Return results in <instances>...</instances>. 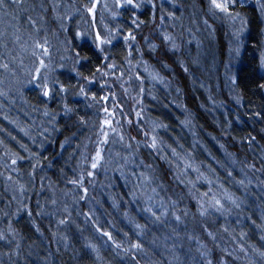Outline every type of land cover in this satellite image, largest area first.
Segmentation results:
<instances>
[{
	"label": "rangeland",
	"instance_id": "rangeland-1",
	"mask_svg": "<svg viewBox=\"0 0 264 264\" xmlns=\"http://www.w3.org/2000/svg\"><path fill=\"white\" fill-rule=\"evenodd\" d=\"M206 1V12L200 19L196 17L194 11H191V16L187 19L180 3L175 0L173 4L169 0L165 7L167 11L175 13V18L167 17L161 24L158 11L155 21L159 20L160 30L170 35L176 48L190 59L194 86L203 99V107L214 123L223 132L233 133L248 142L252 153L264 166V147L242 133V121L238 116L241 102L237 95L236 82L233 83L231 80V76H236L243 53L249 31L248 21L235 5L231 7L233 14L239 13L246 20L241 37L242 47L237 55L235 49L239 42L236 34L241 27L240 20L233 21L228 15L220 12L213 15L208 10L209 0ZM95 2L96 0H89L87 4L91 7ZM113 2L114 0H99L95 15L89 13L88 20L82 10L69 3H58L54 5L53 11L64 24L75 21L77 33L86 32L87 37L78 36L79 39L93 41L97 31L101 36L107 35L105 24L110 28L123 25L125 34L131 27L127 12L113 19L111 12L104 8L105 3L109 8H113ZM255 2L262 13L259 4L263 3V0ZM25 10L29 11L30 15L26 14ZM46 13L48 9L43 3L39 8L33 9L21 8L20 4H16L9 9L6 17L0 15V108L10 112L9 127H12L10 128L19 138L18 153L15 154L12 148L6 145L0 151V163L3 168L0 171V192L8 208L6 210L12 213L10 218L21 220L25 212L30 219L33 217L30 208L33 196L36 195L37 205L41 196H47L51 199L49 205L59 213L58 226L52 229L57 250L60 249L57 243L64 241L65 231L70 230L69 243L74 237L73 240L87 244L85 251L90 253L89 255L94 252L98 260H108L106 264H206L208 258L212 259L209 241L215 242L221 250L239 262L245 260L244 264H264V177L257 174L258 177H252L237 155L226 147L220 137L198 122L196 114L189 106L175 101L170 85L149 65L141 52L137 51L136 41L132 42L134 47L131 49L123 39L104 46L111 47L121 41L128 48L124 69L119 71L118 88L123 91L120 94L122 98L127 96L132 100L133 111L140 117L139 122L143 128L142 138L134 140L129 133L122 132L120 125L122 120L118 115L124 109L118 112L119 100L115 88H110L112 97L106 91L101 94L100 100H91L93 104L91 109L99 111L101 115L98 133L105 144L104 148L107 146L104 154L107 152V159L113 162L107 164L106 172L117 173L119 177L126 179L123 180L124 183L129 182L133 192L132 203L138 212L133 213L130 209L121 207L124 203L123 194L114 185L112 178L114 174L108 178L111 204L108 211L113 207L114 211L123 217L125 227L132 233L127 236L124 231L115 227L112 218L107 217L109 213H106L109 225L103 228L99 214L96 215L97 212L90 208L93 200L88 199L78 187L75 188V185L73 187L71 182L69 187L57 193L58 196L54 195L55 191L45 177V171H48L50 166L48 159L45 160L46 150L51 145L55 151L58 146L74 153L80 149L79 154H76L79 167L77 166V169L76 166L73 167V179L77 180L75 174H78L79 168L85 163L91 138L88 137L83 146L80 145L83 139L80 140L79 135L69 141L56 142L57 135L55 136L54 130L59 112L55 110H58L59 106H54L56 103L54 98L64 105L67 92H59L57 89L54 95L43 96L40 102L36 103L25 99L24 91L29 88L43 95L38 87L42 79H33L36 69L40 67V60H43L46 66L40 69L41 77L47 75L49 82L53 80L61 82L62 74L64 77L71 74L67 67L73 68L74 60L64 54L62 45L59 48L51 46L47 23L45 25ZM144 14L148 19L142 20L150 26L149 23L153 22L150 10L145 8ZM29 17L35 24L30 22ZM262 17L264 21V13ZM216 24H221L224 28L227 48L224 59L218 49ZM37 42L43 44L44 48H38ZM76 63L78 61L75 60ZM210 79H215V82H210ZM225 95L231 97L233 100L231 104L227 102ZM161 99L173 108L162 105ZM157 105L171 111L172 114H169L166 110L169 121L152 112V108ZM105 120L111 123L105 124ZM152 137L156 138V148L151 147ZM142 146H145L149 153H153L154 150L158 157L164 159L172 167L178 183L191 193L195 209L196 206L199 209L195 218L197 228H194L187 218L182 217L177 204L171 206L163 196L160 187L153 181L148 166L140 157L139 147ZM113 154L114 157L111 158ZM13 159L17 161L15 165L12 164ZM142 172L151 179L142 177L140 175ZM241 180L244 181L243 184L239 183ZM21 186L24 188L23 192L20 190ZM113 189L117 192L116 195ZM204 193L207 195H203ZM217 199L223 204L219 211H217L219 206L215 205ZM232 200H235L239 207H236ZM161 204L167 209L166 214H163ZM149 207L160 216L159 220L146 211ZM202 208L207 209L203 215ZM10 209L14 211L11 212ZM29 211L31 215L28 214ZM177 215L180 216V220L175 219ZM35 218L34 216V219H31L34 227L33 241L24 243L28 244L26 247L30 253H36L40 264H56L51 245ZM60 220L66 222L60 224ZM137 225L141 227L137 228ZM72 227L76 229L74 232ZM209 232L213 235L209 236ZM105 233H110L112 239ZM95 236L101 237L103 250ZM135 244L141 247L133 248L132 245ZM202 252L208 255L202 256Z\"/></svg>",
	"mask_w": 264,
	"mask_h": 264
},
{
	"label": "trees",
	"instance_id": "trees-1",
	"mask_svg": "<svg viewBox=\"0 0 264 264\" xmlns=\"http://www.w3.org/2000/svg\"><path fill=\"white\" fill-rule=\"evenodd\" d=\"M88 1L89 0H4L3 5H0V15L6 17L9 9L16 4H20L21 8L23 7L26 9H30V7L32 9L33 7L39 8V5L42 3L47 7L48 13L45 15V25L47 23L51 46L53 48L56 46L59 48L62 45L64 54L74 60L72 61L73 68L67 67L71 74L68 77H64L62 74L61 77V82L67 87L65 104H67L72 111L66 112L64 108L65 104L59 103L58 99L56 97L54 98L56 102L54 106H59L58 110H55L59 112V117L56 120V129L54 130L55 136L57 135L56 142L60 140L69 141L74 136L79 135L80 140L83 139L80 145L83 146L88 137L91 138L84 160L85 163L79 168L78 174H75L77 180L83 175V186L81 187L76 184L72 186H76L75 188L78 187L82 193H84L83 188L88 189L85 194L88 199L93 200L90 208H92L93 212L94 210L97 212L96 215L99 214L98 216L103 228L109 225L106 218V213H109L107 217L112 218L114 226L124 231L127 236H130L132 232L125 227L126 225L123 223V217L119 216V214L114 211L115 209L113 207L108 211V209H110L109 205H111L109 201L110 190L108 178L112 177L114 174L112 177L115 183L114 185H116L117 190L119 188L120 192L123 194L124 203L121 207L123 206L122 208H126V210L130 209L133 213H137V208L132 203V188L129 182L124 183L123 180L126 181V179H123L121 176L119 177L117 173L108 174L106 172L107 164L112 161L107 159V152L104 154L107 146L104 148L105 144L98 133L99 124L101 123L100 112L91 109V105L93 106L92 99L100 100L101 94L106 91H108L112 97L113 94H111L110 88H115L119 100V102H117L118 112L124 109L118 115L122 120V122L120 121L122 132L125 134L129 133L134 140L142 138L143 128L139 122L140 117L133 111L131 105L132 100L127 96L122 98L120 94L123 91L118 88V75L119 71L124 69V60L128 58V48L120 41L111 47L103 45L104 51L101 52L91 40H81L78 38L75 21H69L68 24H64L63 20L58 18L56 12L53 11L54 5L58 3H69L79 10H82L81 12H83L88 20L90 19L89 12L84 7L88 5ZM177 1L184 9L187 19L190 18L191 11H194L198 19L206 12V0ZM235 8L246 17L249 26L243 53L236 70V90L241 102V107H238V116L242 121V133L249 136L252 141L254 140L264 147V88L259 86L260 84H264V70L260 67V56L264 46V21L255 0H237ZM25 11L26 14L30 15L29 11ZM141 17V20L148 19L145 14ZM149 24L150 26L148 23H144L139 30L135 31L137 36V47L142 57L170 85L176 98L175 101L179 104L189 106L196 114L198 122L210 132L220 137L226 147L237 155L252 177H258L256 174L264 177V166L252 153L250 148L251 145L249 147L248 142L241 140L233 133L223 132L214 123L203 107V99L194 86L190 71L192 65L187 55L176 47V49L172 48L171 43L163 39L165 33L160 30L158 19ZM223 29L221 24H216L218 49L224 59L227 48ZM144 37H148V41H145ZM149 43L157 45L155 51L149 48ZM77 53H79V56H77ZM105 55L108 56V59H104ZM75 60L78 61V63L75 64ZM112 64H114L116 68L107 67V65ZM67 66H70V64H67ZM98 68L100 69L99 72L97 71ZM85 77L91 80V83H88V81L84 79ZM210 80L212 83L215 82V79ZM81 85L84 86V94L80 93ZM39 95L37 91L30 88L24 91L25 99L30 102L35 101L36 103L44 96ZM226 100L230 104L233 102L229 95L226 96ZM161 103L162 105L173 108L163 99H161ZM166 110L167 109L161 105L152 108V112L156 115L168 119V117H166ZM256 112H260L261 116L257 117L255 115ZM167 113L172 114L170 110H167ZM8 117L11 118L10 112H5L0 108V151L6 145L12 148V151L16 154L19 152L17 147L19 138L15 131L11 129L12 127H9L11 123ZM56 148L57 151L53 150V145H51L46 150L45 160L48 159V164H50V166L48 171H45V177L49 182V186L55 191L54 195L58 196L57 193H61L63 189L69 187L71 184L70 182L74 180L73 169L75 166L76 169L77 166L79 167L78 156L76 154H79L80 149L74 153L69 149H62L59 146ZM98 150L101 151L103 159L99 161L98 166L93 169L91 164ZM152 152L153 153H149L145 146L139 147L140 157L147 166H150L148 168L152 179L155 184L160 187L163 196L168 200L171 206L174 205L172 202L175 201V204L180 207V214L182 217L184 219L187 218V220L193 224V227L197 228L198 223L195 218L199 209L197 206L195 209V205L193 204L194 198L191 193L186 191L185 187L180 185L175 179L172 167L169 166L164 159L158 157L154 150H152ZM113 157L114 154L111 158ZM253 165L254 167H252ZM2 169L0 163V171H2ZM89 172L93 173V175L89 176ZM113 190V193L116 195L117 192L115 189ZM40 198L41 200H38L39 205H37L36 195L33 196L32 205L30 207L33 212V217L29 219L24 212L22 219L18 220L14 217L10 218L12 213H8L6 210L8 208L5 206L2 200V193L0 192V232L4 233L7 237L6 240H0V264H40L35 256L36 253H30L26 247L28 244H25L33 241L34 227L31 219H34V216L36 217L35 219L39 221V227L44 232L51 245L56 264L107 263L106 261L108 260H98L94 256V252L89 255L90 253L88 254L85 251V246L87 244L73 240L74 237L71 238V242L69 243L68 238L71 234L70 230L65 231L66 236L64 241L57 243L60 248L57 250L52 229L58 226L57 216L59 213L49 205L51 202L50 198L47 196H41ZM189 201L191 203H189ZM83 205H85V203H83ZM10 211L13 212L14 210L10 209ZM186 212H188V214L185 215ZM123 227H125V230ZM75 230L74 228L73 232ZM95 238L97 242L99 240V244L101 245L100 248H104L103 241L100 239L101 237L95 236ZM208 244L212 251V259L215 264H222V262L223 264H244L245 260L244 262L242 260L239 262L238 259L233 258L232 255L221 250L215 242L209 241ZM17 245L19 247H17Z\"/></svg>",
	"mask_w": 264,
	"mask_h": 264
},
{
	"label": "snow or ice",
	"instance_id": "snow-or-ice-1",
	"mask_svg": "<svg viewBox=\"0 0 264 264\" xmlns=\"http://www.w3.org/2000/svg\"><path fill=\"white\" fill-rule=\"evenodd\" d=\"M99 0H96L95 3H92L91 7H89L88 5H85V9L89 12L92 13L93 16L95 15V9L97 7ZM171 2L174 4L175 0H171ZM237 2V0H209L208 3V10L209 12H211L213 15H215L217 12L220 13H224L226 15H228V17L230 19H232L233 21L236 20H240L241 23V27L238 30L236 36H237V40L239 42V46L235 49L237 55L240 52V49L242 47V40L241 37L243 35V32L245 30V24H246V20H244L243 17L240 16L239 13H235L233 14L231 11V7L233 5H235V3ZM4 0H0V5H3ZM169 3V0H159V3H157V0H114L113 2V8H109V5L107 3H105L104 8L108 9L111 12V16L113 19H116L117 17L122 16L125 12H127L128 15V20L129 23L131 25V27L126 31L125 34V28L123 25H117L115 28H110L109 25L105 24L104 27L107 30V35L105 36H101L100 32L97 31L95 33V36L93 37V43L96 44V47L103 52L104 48L103 45L104 44H112L113 41H117L119 39H123L124 43L126 45H128V47L131 49L132 47H134V45L132 44L133 41L137 40V36L135 34L136 30H139L141 28V26L145 23L144 20H141V16L144 15V10L145 8H148L150 10V14H151V20L154 22L156 20L157 17V12L159 11V20L161 22V24H163V22L165 21V19L167 17H171V18H175V13L174 12H169L167 11L165 5ZM259 7L261 8L262 13H264V3L259 4ZM29 20L31 23L35 24V21L31 19V17H29ZM77 36L81 37V38H86L87 34L84 32H78ZM17 39H19V37H17ZM148 37H144L145 41H148ZM163 39L165 41H168L171 43L172 48L176 47L175 42L172 40V37L170 35H163ZM37 47L38 48H44L43 44H39L37 42ZM149 48L152 51H155L157 48V45L153 44V43H149ZM137 51H139V49L137 48ZM129 55H131V52H129ZM77 56H79V53H77ZM104 59H108V56L105 55ZM129 63H131V61L129 60ZM4 67H7V65H4ZM46 67L44 64L43 60H40V67L36 69V75L33 77L34 80H41L42 79V83L38 84V87L42 90V94L45 97H49L55 94V91L58 89L59 92H67V87L61 83L58 80H53L51 82H49V78L47 75H43V77H41V72L40 69ZM108 68H114L115 65H107ZM260 67L262 69H264V52L261 53L260 56ZM187 70V69H185ZM97 71L99 72L100 69L98 68ZM106 74V73H105ZM79 75V73H78ZM85 80L88 81V83H91V80H88L87 77L84 78ZM231 80L233 83L236 82V76L233 75L231 76ZM261 88H264V84H260L259 85ZM80 93L84 94V86H80ZM104 99H107V97H104ZM65 111L66 112H70L72 111L71 108L68 107L67 104L64 105ZM105 111H107V109H105ZM139 115V113H138ZM255 115L257 117L261 116L260 112H256ZM105 124H110L111 122L108 120L104 121ZM105 137L107 138V134H104ZM145 135H147V133H145ZM121 139H123V137H121ZM106 142V140H105ZM23 147V145H22ZM128 147H131V145H128ZM151 147L152 148H156L157 147V143H156V138L152 137V143H151ZM173 152H175V150H173ZM103 159L102 153L101 151H97L96 156L93 160V163L91 164V167L93 169H95L98 166V162L101 161ZM127 159V158H125ZM16 160L13 159L12 160V164L15 165L16 164ZM150 167V166H148ZM254 167V165L252 166ZM89 176L93 175V173L89 172L88 173ZM142 177H145V179H151V177H146L145 173H141L140 174ZM9 180H11V177H9ZM71 183L76 184V185H80L81 187L83 186V175L81 176V178L79 180H73L71 181ZM239 183L243 184L244 181L241 180ZM21 192H23L24 188L23 186H21ZM88 189L87 188H83V192L87 193ZM153 191H155V189H153ZM203 195H207V193H204ZM151 199V198H149ZM229 199H231V197H229ZM53 203H55V201H53ZM173 204H175V201L172 202ZM232 203L236 204L235 200H232ZM215 205L219 206L217 208V211L220 210V208H223V204L221 203V201L219 199L215 200ZM161 208L164 209V213H167V209L164 208V205L161 204L160 206ZM236 207H239V204H236ZM19 211V209L17 210ZM146 211H149L151 213V215L153 217H155L157 220L160 219V216L157 215V213L155 211L152 210L151 207L147 208ZM207 209H201V214L203 215L204 212H206ZM29 215H31V211L28 212ZM176 220H180V216H176L175 217ZM66 221L65 220H60L59 223L60 224H64ZM140 225H137V228H140ZM11 231V229H10ZM37 231H39V229L37 228ZM225 231H227V229H225ZM105 235L108 236L109 239H112L111 234L110 233H105ZM209 236H212L213 234L211 232L208 233ZM7 237L4 235V233L0 232V240H6ZM17 247H19L17 245ZM133 248H140L141 246L139 244H135L132 245ZM202 256H207V253L202 252L201 253ZM206 264H213L212 259L208 258L206 260ZM223 264V262H222Z\"/></svg>",
	"mask_w": 264,
	"mask_h": 264
}]
</instances>
